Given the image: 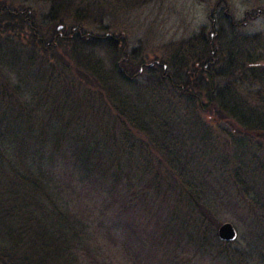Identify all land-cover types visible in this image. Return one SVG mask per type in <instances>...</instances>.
Segmentation results:
<instances>
[{
    "label": "trees",
    "instance_id": "obj_1",
    "mask_svg": "<svg viewBox=\"0 0 264 264\" xmlns=\"http://www.w3.org/2000/svg\"><path fill=\"white\" fill-rule=\"evenodd\" d=\"M137 1L147 2L48 0L46 24L56 28L46 31L29 8L0 9V264H115L114 253L121 264H192L190 238L211 240L217 219L203 184L188 173L185 143L211 116L243 127L237 147L257 146L249 160L246 151L235 156L236 167L225 160L247 212L256 211L249 187L264 186V117L228 96L239 94L231 70L240 67L244 83L243 75L258 71L249 66L264 61L257 52L264 46L256 38L250 49L231 41L217 76L223 47L215 42L223 39L216 35L148 64L114 34H84L95 14ZM60 14L78 25L60 31ZM217 77L229 81L219 87ZM251 82L248 96L264 105V77ZM251 172L256 179L247 183ZM149 217L157 236L140 230ZM217 237L219 258L247 264L231 252L233 242ZM159 251L165 263L155 258Z\"/></svg>",
    "mask_w": 264,
    "mask_h": 264
},
{
    "label": "rangeland",
    "instance_id": "obj_2",
    "mask_svg": "<svg viewBox=\"0 0 264 264\" xmlns=\"http://www.w3.org/2000/svg\"><path fill=\"white\" fill-rule=\"evenodd\" d=\"M52 5L53 3L48 2V0H0V9L6 7L18 11L24 8L32 10L31 12L41 28L40 31H46L50 28L55 30L56 28V26L49 27V24H46V17H49ZM123 5L120 3V5L113 7V11L111 8L106 9L108 15L93 13L95 20L87 22L88 26H85L83 32L100 37L108 33L114 34L116 37L122 38L137 57L146 59L148 64H152L154 61H168V57L173 55L175 49L188 48L189 42L200 36L210 40L212 35H216L215 39L216 37L219 40L223 39L221 45L218 41L215 42L220 50L222 49L221 46L223 47V51L219 52L218 56L220 64L216 67L218 71L216 75L218 76L224 68L223 63L227 59L224 52L228 51L226 47L231 41L238 43L240 41L238 39L241 38L242 47L250 49L255 46L248 39L256 38L260 42L258 41L255 45L257 47L264 46V0H147V2L137 1L128 6L127 9L117 11L123 8ZM225 13L227 23L222 19ZM57 19L61 20V24H65L59 26L60 31H70L78 25L77 20L69 14H60ZM122 43L124 44V42ZM104 46L107 45H103V48H105ZM257 52L263 53L264 49H259ZM99 56H102L105 61L109 60L105 51ZM251 59L254 60L255 58L252 57ZM257 62L256 65L249 67L258 71L246 76L243 75L244 83L238 80V74H241L240 67L231 70H234V74L229 77L233 79V82L235 79L237 80L238 85L234 90L236 89L235 91L239 94L236 93V95L228 96V98L233 99L232 96H235V101L237 98L239 100L244 98L242 101L248 103L249 113L259 119L264 117L263 102L260 97L257 100L256 96H248L250 90L247 86H250L251 79L255 75L264 77V61ZM238 63L243 66L247 64L246 59L244 62L240 60ZM69 76L72 79L73 73L72 76ZM227 81L229 80L217 77L216 84L222 87L226 85ZM211 118L208 119L210 122L205 128L196 127L194 132L197 138L194 141L185 143L189 147L185 157L188 156L191 164L188 173L193 174L195 184H203L205 192L209 195L208 202L217 220L215 225L210 226L211 240H204L206 242L204 243L198 235H195L189 241L192 246H190L191 250L185 251V254H189L192 264H228L222 256L219 258L216 254L220 241L217 233H215V228L218 224L221 228L223 224L230 223L238 233L237 239L230 246L231 252L235 254L240 252L247 264H264V212L262 210L264 186L263 188L258 186L259 189L258 187H249V198L256 204L254 206L256 211L247 212L250 207L248 199L237 193L234 188L235 181L231 174L226 171L228 164L236 167L235 156L244 155L246 151V157L244 156L243 159L249 160L248 156H252L251 154L255 152L254 148L257 146L252 144L246 145V148L236 146L234 140L242 137L241 135L244 134L245 130L234 119L232 120V117L230 126L226 123L227 121L221 120L217 124L216 119L212 120ZM248 136L257 140L249 134ZM259 143L264 144V139L260 140ZM181 160L186 161L187 159ZM225 160H229L227 165ZM243 178L246 181L249 180L247 183H252L256 179L253 172L249 176L244 174ZM241 186L246 185L242 184ZM155 223V218L149 217L146 224H140V230L145 227L146 233L157 236L158 231ZM183 242H188V240ZM161 252L159 251L155 258L164 262L163 255L159 258ZM112 258L115 264H121V255H119V260L115 253Z\"/></svg>",
    "mask_w": 264,
    "mask_h": 264
},
{
    "label": "water",
    "instance_id": "obj_3",
    "mask_svg": "<svg viewBox=\"0 0 264 264\" xmlns=\"http://www.w3.org/2000/svg\"><path fill=\"white\" fill-rule=\"evenodd\" d=\"M218 236L222 241L234 242L238 237V233L232 224L226 223L219 229Z\"/></svg>",
    "mask_w": 264,
    "mask_h": 264
}]
</instances>
